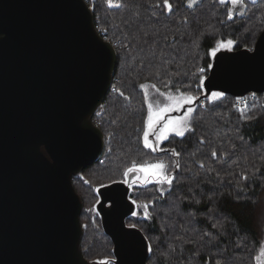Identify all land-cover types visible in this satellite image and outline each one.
<instances>
[{
  "label": "trees",
  "instance_id": "trees-1",
  "mask_svg": "<svg viewBox=\"0 0 264 264\" xmlns=\"http://www.w3.org/2000/svg\"><path fill=\"white\" fill-rule=\"evenodd\" d=\"M87 2L98 30L116 47L117 66L93 117L105 134L103 153L73 176L83 202L87 192L96 199L94 185L126 181L123 173L133 161L163 156L170 185L129 182L131 199L148 204V216L141 209L135 214V208L126 220L147 237L148 264H256L264 241V90L241 95L242 103L241 96L227 92L211 101L204 85L215 60L210 51L219 40H233L231 50L254 48L264 30V0H245L235 8L230 1L189 6L187 0H168L171 11L164 0ZM147 82L198 95L190 128L182 136L171 134L159 153L142 142L147 105L141 85ZM85 172L93 175L86 176L88 182L81 179ZM82 214L85 256L115 264L97 204Z\"/></svg>",
  "mask_w": 264,
  "mask_h": 264
},
{
  "label": "water",
  "instance_id": "water-1",
  "mask_svg": "<svg viewBox=\"0 0 264 264\" xmlns=\"http://www.w3.org/2000/svg\"><path fill=\"white\" fill-rule=\"evenodd\" d=\"M116 66L87 0H0V264H96L82 249L73 176L103 153L93 117ZM205 85L264 90V30L253 49L221 50ZM129 191L124 180L101 185L97 209L114 263L148 264L147 237L126 221Z\"/></svg>",
  "mask_w": 264,
  "mask_h": 264
},
{
  "label": "snow or ice",
  "instance_id": "snow-or-ice-1",
  "mask_svg": "<svg viewBox=\"0 0 264 264\" xmlns=\"http://www.w3.org/2000/svg\"><path fill=\"white\" fill-rule=\"evenodd\" d=\"M190 3H195V0H189ZM221 3H227L228 0H220ZM231 4L234 6H239L244 3V0H230ZM164 4L168 7V10L171 11L172 6L168 3V0H164ZM110 6H118L113 5L112 0H109ZM234 8L229 10V18L232 17L234 14ZM233 44V41H221L219 42L215 47L211 48L210 55L212 57H216L218 51L221 48H230ZM211 66V65H210ZM205 69H200V72L203 73ZM206 79V78H205ZM142 88H146V85H141ZM155 87V85H153ZM159 91V89H157ZM122 94V93H121ZM147 95V93H145ZM225 95L222 91H214L211 93V97L213 99L222 98ZM167 99L170 101L169 104H166L164 107L157 106L156 110H153V105L151 103L148 104V126L149 130H152L155 128V125L158 124L161 120L164 119V113L173 111L175 109H178L182 107L184 104H191L195 97L192 96H185L183 93H180L179 95L173 96L168 95ZM244 107H247L245 104ZM240 111H243V109H239ZM193 110L188 109V112L191 113ZM188 121V116H185L183 118H169L163 125L162 129L160 130V134L156 137L157 140L166 139L167 135L169 133H176L177 135H184V130L187 127L186 122ZM144 143L147 147L153 148V144L149 142V133H144ZM178 155V154H177ZM212 155H216L215 152L212 153ZM167 165H165L162 161L156 162L153 164H145L141 166H137L135 161L132 162V166L126 168L123 175L129 176L131 173L139 172L142 174V176H137L136 179L140 181L142 184L147 183L150 180H155L157 183H168L169 185L172 183V178L166 174L165 169ZM244 179H247V176L244 177ZM127 183L128 181H124ZM135 203V201H134ZM143 214L145 216L149 215L148 211V204L145 203L143 205ZM135 227V225H133ZM262 258H264V247L261 248L260 254L257 256V264H261ZM101 264H104V262H101ZM217 264H220L219 261H217Z\"/></svg>",
  "mask_w": 264,
  "mask_h": 264
},
{
  "label": "rangeland",
  "instance_id": "rangeland-1",
  "mask_svg": "<svg viewBox=\"0 0 264 264\" xmlns=\"http://www.w3.org/2000/svg\"><path fill=\"white\" fill-rule=\"evenodd\" d=\"M200 0H195V3H190L189 2V0H187V4L189 5V6H193V5H195L196 3H198ZM228 1H230V0H228ZM245 1V0H244ZM251 1V0H250ZM107 2H108V5H109V0H107ZM112 3H113V5H117L116 4V2H115V0H112ZM228 40H231V39H226V40H219L217 43H216V45L219 43V42H221V41H228ZM231 41H233V40H231ZM130 44L131 43H127L126 44V48H128V46H130ZM215 45V46H216ZM233 45H234V41H233V44H232V46L230 47V48H221L220 50H231L232 48H233ZM214 46V47H215ZM218 53H219V51H218ZM217 53V54H218ZM216 58V57H215ZM200 69H202V68H199V70ZM143 85H146L147 87L146 88H143V90H144V93H147V95H145V102H146V105H147V114H146V117H145V124H144V129H143V134H142V142H143V144L145 145V143H144V133L145 132H148L149 133V142H151L152 144H153V147H154V149L155 150H153V148H150V147H147L146 145V147L147 148H150V149H152V151H154V152H162V149H161V147H160V145H161V143L165 140V139H161V140H157L156 139V137L160 134V130L162 129V127H163V125H164V123L169 119V118H183V117H185V116H188V121L186 122V124H187V127H186V129L184 130V133L190 128V126H191V118H192V115H193V112H194V109H195V105H194V102H195V100L197 99V94H194V93H192V94H190V93H184V92H180V91H168V90H161L160 88H158L154 83H152V82H147V83H144ZM153 85H155V87H153ZM204 87H205V93L206 94H208V99L209 100H211V101H213V100H216V99H213L212 97H211V93L212 92H214V91H222V92H224L223 90H221V89H209L208 87H206V85H204ZM157 89H159V91H157ZM180 93H183L185 96H192V97H195V99L193 100V102L191 103V104H184L182 107H180V108H178V109H175V110H173V111H170V112H166V113H164V119L163 120H161L158 124H156L155 125V128L154 129H152V130H149V126H148V113H149V109H148V104L149 103H151L152 105H153V110H156L157 109V106H159V107H164L166 104H169L170 103V101L167 99V96L168 95H173V96H176V95H179ZM219 99V98H218ZM244 100H245V97L244 96H241L240 98H239V101H241V102H244ZM202 106H205V101H202ZM188 109H192L193 111L191 112V113H189L188 112ZM171 134H176V133H169L168 135H167V138L171 135ZM166 138V139H167ZM163 162L165 165H167V167H166V169H165V172H166V174L167 175H169L170 176V174H169V167H168V165L169 164H167V161L163 158V156H156V157H149L148 159H145L144 161H142V162H140V163H137L136 165L139 167V166H141V165H145V164H153V163H156V162ZM132 166V164L130 165V166H128V167H131ZM127 167V168H128ZM126 170V169H125ZM86 176L88 177V178H91V177H93V175H92V173H86L85 172V174H83V175H81V179H83L85 182H88L85 178H86ZM137 176H142V174L141 173H139V172H135V173H131L129 176H126V178L128 177V179L126 180V181H128V182H130L131 183V181L132 180H134V179H136V177ZM171 177V176H170ZM134 182V181H133ZM156 181L155 180H150L149 182H147V183H141L140 181H138V180H136L133 184H132V187H133V185L135 186V185H138V186H146V185H149V184H152V183H155ZM159 185H160V187L162 188L163 186H164V184L165 183H163V184H161V183H158ZM98 187L99 186H97V185H94V190L95 191H97V189H98ZM83 190V189H82ZM84 191V190H83ZM88 193V195H87V202H86V204L83 202V208L85 207V206H88V208H95V206H96V204H97V202L99 201V195L97 194V197H96V199L95 198H91L92 196H91V194L89 193V192H87ZM134 200H135V203H136V206H135V208H136V210H135V214H137V210L138 209H141V211H139V213L141 214V215H144L143 214V205L145 204V203H147L146 201H143L142 199H141V197L140 198H136V196H134ZM91 206V207H90ZM82 215L83 214H81V218H83L82 217ZM85 219V218H84ZM84 220L82 219V222H83ZM262 247H264V241H263V245H262ZM261 247V248H262ZM261 248H260V250H261ZM260 250H259V252H258V254H257V256L260 254ZM257 256H256V258H257ZM256 264H257V259H256ZM261 264H264V258H262V261H261Z\"/></svg>",
  "mask_w": 264,
  "mask_h": 264
},
{
  "label": "flooded vegetation",
  "instance_id": "flooded-vegetation-1",
  "mask_svg": "<svg viewBox=\"0 0 264 264\" xmlns=\"http://www.w3.org/2000/svg\"><path fill=\"white\" fill-rule=\"evenodd\" d=\"M125 181V180H124ZM129 183V182H128ZM129 187H130V191H131V185H130V183H129ZM130 191H129V197H130ZM131 198V197H130ZM99 200H100V197H99ZM99 202V201H98ZM98 202H97V204H98ZM109 203H107L106 205H108Z\"/></svg>",
  "mask_w": 264,
  "mask_h": 264
},
{
  "label": "built area",
  "instance_id": "built-area-1",
  "mask_svg": "<svg viewBox=\"0 0 264 264\" xmlns=\"http://www.w3.org/2000/svg\"><path fill=\"white\" fill-rule=\"evenodd\" d=\"M240 103H242L241 101H239Z\"/></svg>",
  "mask_w": 264,
  "mask_h": 264
}]
</instances>
